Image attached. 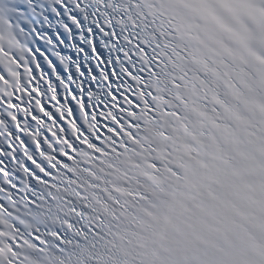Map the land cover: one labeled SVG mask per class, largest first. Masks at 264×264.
Returning a JSON list of instances; mask_svg holds the SVG:
<instances>
[{"label": "snow or ice", "instance_id": "6c2138e0", "mask_svg": "<svg viewBox=\"0 0 264 264\" xmlns=\"http://www.w3.org/2000/svg\"><path fill=\"white\" fill-rule=\"evenodd\" d=\"M2 4L0 264H264V0Z\"/></svg>", "mask_w": 264, "mask_h": 264}]
</instances>
